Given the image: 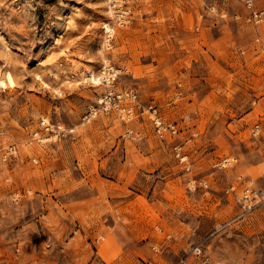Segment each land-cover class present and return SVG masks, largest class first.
<instances>
[{
    "label": "rangeland",
    "instance_id": "1",
    "mask_svg": "<svg viewBox=\"0 0 264 264\" xmlns=\"http://www.w3.org/2000/svg\"><path fill=\"white\" fill-rule=\"evenodd\" d=\"M122 1L127 27L110 0H0V264H264V202L236 220L226 193L264 192V24L241 0ZM107 61L192 140L187 165L148 119L84 122ZM43 120L65 131L37 141Z\"/></svg>",
    "mask_w": 264,
    "mask_h": 264
},
{
    "label": "built area",
    "instance_id": "2",
    "mask_svg": "<svg viewBox=\"0 0 264 264\" xmlns=\"http://www.w3.org/2000/svg\"><path fill=\"white\" fill-rule=\"evenodd\" d=\"M111 8H113L114 16L111 21H113L114 26L127 27L132 22V11L129 8L124 7V2L122 0H110ZM245 9L247 10V22L254 25L260 26L264 24V8L257 6V0H241ZM112 16V9H111ZM111 26V23L109 24ZM116 27H111L113 31L116 32ZM106 34L108 35V50H111V41L115 37V33H107V28L105 27ZM118 69H116L111 64L107 66L104 65L101 71V85L105 86V92L102 98L99 100L97 106L90 107L88 113L84 117L85 123H91L96 120L99 115H110L112 112H117L120 118L124 122H132L138 117H142L143 120L148 119L152 126L154 127L155 134L157 138L171 146L172 152L175 158L180 162V164L187 165L189 156L186 154V148L191 143L192 140H186L182 137V130L177 123L167 121L161 114L159 108L155 103H148L144 105L139 98V94L133 89H119L118 79L121 75L117 74ZM120 72V71H119ZM95 83V82H94ZM42 127L47 136H42L40 133L35 134L37 141L43 140V138H50L52 134L56 137L63 134L65 130L61 127L56 128L50 125L47 120L42 121ZM254 132L259 134L260 127L256 126ZM18 155V148L16 145L10 146L4 153V160L8 161L16 158ZM233 159H225L220 162L217 167L221 169H226L231 166ZM197 181L190 182L191 188L196 189ZM200 186H206L207 184L203 181L199 182ZM227 195L236 198L241 206L242 212L236 218V220L244 219L247 216L253 214L257 207L264 202V192L258 189L255 185L254 180H248L244 184V188L240 195L237 193L236 186H231L226 191ZM154 251L158 252V248L154 247ZM191 255L198 260L201 264H220L214 262L212 258L202 249L201 247H196L191 252ZM152 264V263H149Z\"/></svg>",
    "mask_w": 264,
    "mask_h": 264
},
{
    "label": "bare ground",
    "instance_id": "3",
    "mask_svg": "<svg viewBox=\"0 0 264 264\" xmlns=\"http://www.w3.org/2000/svg\"><path fill=\"white\" fill-rule=\"evenodd\" d=\"M114 11V10H113ZM114 13V12H113ZM108 32L107 33H111V34H113V33H115V31H113L111 28L109 29V30H107ZM107 66H109V62L107 61ZM119 72H117V74H118ZM8 84L9 85H13L15 82H14V79L11 77V76H9L8 77ZM102 79H100V81H101ZM3 88H6V85H5V83L2 81V80H0V89H3Z\"/></svg>",
    "mask_w": 264,
    "mask_h": 264
}]
</instances>
